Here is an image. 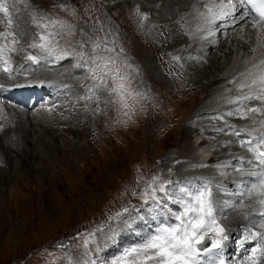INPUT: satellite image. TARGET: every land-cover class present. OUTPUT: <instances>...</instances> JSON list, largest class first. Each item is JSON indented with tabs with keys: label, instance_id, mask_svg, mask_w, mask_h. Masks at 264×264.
<instances>
[{
	"label": "rangeland",
	"instance_id": "1",
	"mask_svg": "<svg viewBox=\"0 0 264 264\" xmlns=\"http://www.w3.org/2000/svg\"><path fill=\"white\" fill-rule=\"evenodd\" d=\"M122 1L88 0L89 16L82 15L84 9L72 5L69 0H27V6L23 2L16 4L19 11L14 12L13 30L21 38L16 47L25 50L9 54L13 61L12 73L16 72L14 68L22 67L19 74L27 79L22 82L39 81L46 84L49 92L47 99L34 101L27 108V118L32 114L33 122H37L33 125L36 135L27 139L22 147L23 155L14 156L12 149L4 157L2 148L0 150V264H111L125 249L143 243L161 225L176 223L171 215L176 211L166 206L154 209L151 202L145 204L140 198L144 181L153 175L170 180L167 185L171 195L168 196L169 202L177 207L185 190L193 189L190 182L196 178L179 180L180 175L192 172L187 166L198 164L191 163L190 158L194 141L201 136L207 147L214 149L209 137L189 128L190 125L202 127L210 120L189 117L198 109H204L206 104L202 103L206 95L215 93L222 80L215 77L210 80L208 75L200 74L195 89L207 83L210 89L204 95L193 90L184 93L181 99L165 97V92L174 86L175 78L169 73L174 70L171 61L174 51L179 57L175 58L178 65L187 61L186 57L185 61L181 60L184 53L176 48L179 38L171 41V51H162L161 54L152 51L147 42H156L157 39L163 43L165 25L155 26L154 37L151 26L156 23V18L152 16L149 4L145 0H132L127 4L132 7H125ZM59 5L67 7L62 9ZM33 12L66 21L72 26L71 29H61L59 25L50 28L61 33L53 41L56 55L45 56L37 64L21 61L25 54L42 55L39 49L27 48L37 31L31 23L30 14ZM166 20L170 19L162 21ZM5 26L6 21L0 23V32ZM69 31L71 34H66ZM97 38L102 44L107 42L108 47L114 48L111 55L117 56L118 63L126 61L131 65L122 66L121 70L129 74L132 90L143 93V96L134 106L130 100L128 109L112 103L117 96L110 95L103 87L96 90V97L91 101L80 99L87 95L88 88L99 83L88 70L91 59L84 60L79 55L83 52L85 57H90L93 41ZM170 38L173 39L174 35ZM194 38L199 35L195 33ZM183 40L185 44L186 39ZM143 44L146 49L142 53L138 47ZM153 49L158 51L154 44ZM97 54L108 55L102 50ZM217 61L220 64L225 62L222 52L218 53ZM66 63L71 72V86L59 82L62 76L49 75L52 71L66 75V68L62 69ZM38 66L48 70L47 78L52 81L45 75L32 73ZM206 67L204 72L208 73L212 67ZM185 85L186 89L192 87ZM16 109L22 110L20 107ZM18 111L12 114L16 115L14 119H24V113ZM2 112L0 107V115ZM122 126H135L136 129L123 134L128 127L121 129ZM114 128L120 134L117 135ZM225 135V132L221 133V137ZM219 138L214 137V140ZM1 145L5 146L4 143ZM15 149L20 151L17 147ZM233 151L231 146L224 156H230ZM224 156L218 155L219 158ZM206 165L210 171L212 163ZM204 181L199 177L193 184L199 186ZM133 191L137 194L133 195ZM137 205L141 211L136 210ZM124 207L129 209L122 217L127 223L108 221L109 216ZM101 224H105V228L95 232L94 239H89L88 234ZM85 239H89L87 245Z\"/></svg>",
	"mask_w": 264,
	"mask_h": 264
},
{
	"label": "snow or ice",
	"instance_id": "2",
	"mask_svg": "<svg viewBox=\"0 0 264 264\" xmlns=\"http://www.w3.org/2000/svg\"><path fill=\"white\" fill-rule=\"evenodd\" d=\"M18 2H23L27 6V0H0V14H2L0 22L6 21L5 30L0 32V72L8 74L10 78L13 61L9 54L25 50L22 47H16L21 43V38L19 33L13 30L14 12L19 11L16 8ZM59 7L64 9L67 6L59 5ZM204 7L207 11L199 14L198 19L202 24L197 31L203 30L208 36H214L221 28L245 22L258 30V39L261 46H264V0H227L226 3L221 0L220 3L213 2L205 4ZM30 15L31 23L37 31L33 33L27 48L39 49L42 55L29 53L24 59L37 64L45 56L56 55L57 49L53 41L61 33L52 31L50 28L59 25L61 29L65 27L71 29L72 26L67 25L66 21L50 19L45 15H37L35 12ZM66 34L70 35L71 32ZM100 50L108 55L97 54ZM113 52L114 48L108 47L107 42L102 44L97 38L93 41L90 57H85L83 52L79 54L81 59H91L92 65L88 70L92 73V78L99 81L94 87L88 88L87 95L80 99L91 101L93 97H96V90L103 87L108 89L110 95L114 93L117 96V100L112 103H119L122 108L128 109L129 101L131 100L134 106L139 102L143 93L132 90L129 74L121 70L122 66L131 67V65H128L126 61L118 63L117 56L111 55ZM56 58L61 57L56 56ZM260 65H264V60L253 65L254 71L249 70L241 74L245 79L236 85L237 91L243 89H248V91L240 96L229 98L228 103L236 104L237 107L224 115L247 119L253 113L264 112V107H249L246 110L244 107L246 102L254 99L264 103V68ZM109 80H111V85H109ZM229 83L232 82L229 81ZM124 115H128V112H124ZM222 118V116L213 117V119ZM252 122L264 126V119L257 121L253 118ZM227 127L232 129L231 134L235 137L247 136L246 139H240L239 144L250 156L247 159L244 156L237 158L240 166L236 168V171L241 175L254 178L255 182H252L251 187L246 191L249 198L256 197V203L264 209V132L256 134L247 128L236 130L233 125H227ZM217 131H223V129H217ZM245 163L250 167L245 168L243 166ZM199 166L207 167V165ZM223 166L217 165L216 167ZM170 183V180H162L159 176L153 175L144 181V188L139 193L140 198L145 204L151 202L154 209L166 206L163 200L170 196L167 188ZM214 187L223 190L222 185H213L211 181H204L195 189L185 190L183 197L178 201L181 210L171 214L176 223L161 225L143 243L125 249L123 254L115 258L111 264H225L223 247L229 237L217 220ZM243 192L242 189V195ZM132 194L137 193L133 191ZM128 211V207H124L122 211L109 216L108 221L127 223L128 221H123L122 217ZM259 215L264 217V211H260ZM261 227H264V224ZM104 228L105 224L98 225L94 232L88 234L89 239H94L95 232L102 231ZM246 231L247 234L241 243L257 240V238L258 240L257 247H254L252 254L245 259L250 261V264H264V233L253 232L250 229ZM89 239L84 240L85 245L89 243Z\"/></svg>",
	"mask_w": 264,
	"mask_h": 264
},
{
	"label": "bare ground",
	"instance_id": "3",
	"mask_svg": "<svg viewBox=\"0 0 264 264\" xmlns=\"http://www.w3.org/2000/svg\"><path fill=\"white\" fill-rule=\"evenodd\" d=\"M131 1L132 0L129 1L123 0L122 4L124 6L126 5L132 7V5H127L130 4ZM189 1L191 0H145V2L149 4V7L151 8V12L153 13L152 16L156 18V23L151 26L154 30V37L156 31L155 26L157 25H159L158 27H163L164 25L166 26V27L164 26V30H165L164 40L161 41L164 44L160 43L156 39V42L149 40L147 42V45L149 46V49H151L152 51H155L157 54H161L162 51H171L173 49V44H171V41L173 42V40L176 37L179 38L178 40H176V48L178 50H182V52L184 53L181 60L185 61V57H186L187 61H185L183 65H178L175 61V58H179V57H177L176 51H174L171 60L174 65V70L169 72L170 75L175 78L173 80L174 86L171 90L165 92V97H168L171 100L181 99L184 96V93H191V91L193 90L198 92L200 95L201 94L204 95L205 91L208 92L210 88L207 87V83H205L203 87L195 89V84L198 81V78L201 79V76H199L200 74L204 76L208 75V79L210 80H212V78L215 77L218 78L219 81L220 80L225 81L226 85L222 84L218 86V89L216 90L215 93H209L208 95H206V99L202 103V105L206 104L205 107H203L204 109H198L196 112L190 114L189 117L192 120L195 119L210 120V122L201 125L202 127L190 125L189 128H193L199 134L209 137L212 140L213 146L215 147L216 154L224 155L225 151L227 149H230L231 147L230 143L224 142L225 139L227 140L236 139L237 140L236 142L240 140L239 137H235L231 134L232 129L227 127V125H229V122H227L226 119H229V121L233 123L232 125L235 127L236 130H239L240 128H244L246 125H243L240 122V118L238 116L224 115L225 113L232 111V108L237 106L236 104L227 105V106L225 105L226 102L223 104L224 106H221L220 104L222 101L225 100L226 96L233 94V92H237L236 85L244 80L242 79L243 76L241 74L245 73L246 71L253 70L254 64H259L261 60H264V54H263L264 49H262L260 45L254 48L251 47L252 37L250 35L248 37L246 35H243L242 37H238L234 35L235 31L240 34L246 33L244 31H241V29L239 28L240 25L239 23L233 25L230 28L233 30L230 37V42L227 46H225V41H226L225 39L227 38V35L231 31L228 29H226L228 31L219 29L218 31H216L214 36L207 35L205 36L206 38L199 37L195 39L194 34L196 32H199L197 31V28L200 27L202 23L198 19L197 13L194 11V9L190 7V5L186 6V4ZM192 1H194V4L201 2L199 0H192ZM69 2L74 6H78L81 9L83 8L84 13L82 12V15H86V16L90 15V10H89L90 7L88 5V0H69ZM163 19H170V20H166L165 22H163L162 21ZM148 21L149 18L147 22ZM242 29L245 28L242 26ZM166 30H168V32ZM170 35H172V37L174 35V38L171 39ZM120 38L123 40L124 36L121 35ZM183 38L186 39L185 44ZM232 40L236 42V46L238 49H242V53L237 62H234V59H232V53H233L232 52L233 46L231 44ZM153 44L158 48V51L153 49ZM143 49H146V47H144V44L138 47V51H141L142 53H143ZM125 51L128 50L126 49ZM219 52H222L224 55L225 62L223 64H220L217 61V56ZM26 55L27 54L21 57L22 62L26 61L24 59ZM208 65H211L212 68L208 70L209 71L208 73H206L204 72V69H207L206 66ZM64 68H66V72H65L66 75L64 74L66 79L64 78L62 73L52 71V69H49V71H52V73L49 75H59V77L57 78H60V76H62L63 79L60 80L59 82H66L71 86V84L69 83L70 80H72L69 79L70 78L69 75L71 74V72L68 69L67 63L62 67V69ZM14 69L16 70L17 73L15 77L20 78L19 72L22 70V67L17 69L14 68ZM239 70H241V72L237 75H234ZM47 71L48 70H46L42 66H38L36 67L35 71H32V73L45 75V77L47 78V76H49ZM47 79L51 80L49 78ZM0 80L5 82L11 81L9 75H6V73L3 72H0ZM56 81L58 82L57 79ZM229 81H231L232 83H229ZM185 84L192 86L193 89L192 87L190 89H186L187 85ZM208 84L210 86L212 83L209 81ZM227 85L231 86L229 94L226 90H224V88H226ZM76 89L79 88L76 86ZM40 92L44 93V89H41ZM0 107H2V109L4 110V112H2V115L0 116V131L3 130V132H0V150L2 148V153L4 157L7 155V152H9L12 149L15 151V153L13 154L14 156L23 155L24 148L22 147H24V145L27 143V139L31 138V136L33 137L36 135V131L33 128V125L36 124L37 122H33L34 118H32L33 117L32 114L31 115L28 114L29 116L27 118V113L24 119H17V118L14 119L16 115H12L15 114V112L11 110L10 107H6L2 103H0ZM199 107H201V104ZM102 108L104 109V107ZM191 115L193 116L191 117ZM221 116L223 117L222 119L212 118V117H221ZM25 119L26 120L29 119V120L25 121ZM10 123H13V125H11ZM250 123L251 122L248 121L247 125ZM139 124L140 123L138 122V126ZM127 127L128 129L125 130L123 134L131 133L132 130L136 129L135 126L132 127L122 126L121 129H126ZM217 129H223V131H226L227 134L225 135V137L219 138V140H214V137L218 138L219 136H221L222 131H217ZM113 130L116 129L114 128ZM116 134L118 135L120 134V132L116 130ZM2 143H4L5 146L1 145ZM15 147L19 148L20 151L16 150ZM219 147L220 150H218ZM202 152L205 151L202 150ZM241 156H244L247 159L250 156V154L247 153V151L244 150V148H242L241 146L239 148V146L237 145V149L234 150L232 157L234 158V162L238 167L240 166V162L237 158ZM190 158L192 159L191 163L192 162L196 163L195 162L196 159L194 156L192 157L190 156ZM186 168L191 169L192 172L188 171L186 176L180 175L181 176L179 177L180 181H182V178L185 177L194 179V176H197L194 172L202 173L204 172V170L207 169V167H200L199 165H191V166H187ZM179 173H181V171ZM206 173L207 174H204V177L207 179V181H211L212 184L216 185L214 181L215 174L210 172H206ZM213 195L215 197V206H217L219 204L220 197H222V194L218 192L216 188H213ZM241 200L242 203L240 204L239 207H236L225 214V219L232 225L231 229L226 231L229 237L228 240H231L232 234L234 232L248 225L247 217L249 215V212L256 207V202L254 201L253 198H249L247 193L244 197H242ZM118 222L119 221H117L116 223ZM120 236L123 235L120 234Z\"/></svg>",
	"mask_w": 264,
	"mask_h": 264
}]
</instances>
